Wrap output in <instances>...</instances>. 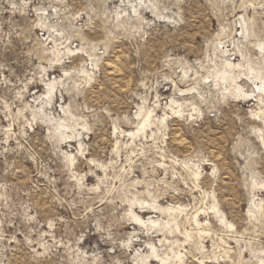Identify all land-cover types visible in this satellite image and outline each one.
I'll return each mask as SVG.
<instances>
[{
    "label": "rangeland",
    "instance_id": "obj_1",
    "mask_svg": "<svg viewBox=\"0 0 264 264\" xmlns=\"http://www.w3.org/2000/svg\"><path fill=\"white\" fill-rule=\"evenodd\" d=\"M263 42L264 0H0V264H264V106L213 78Z\"/></svg>",
    "mask_w": 264,
    "mask_h": 264
},
{
    "label": "bare ground",
    "instance_id": "obj_2",
    "mask_svg": "<svg viewBox=\"0 0 264 264\" xmlns=\"http://www.w3.org/2000/svg\"><path fill=\"white\" fill-rule=\"evenodd\" d=\"M240 26L243 27L242 24ZM258 48L260 50H262L263 53H264V42L259 44ZM67 52L70 53V52H73V51H71V49H67ZM221 53L223 54V52H221ZM263 64H264V59H263ZM242 67H243V65L241 66V63L240 64H234V63L230 62L229 59L228 60L226 59L224 61L223 65H222V67L218 71H216L214 73L213 78H214L215 84L216 85L217 84H220V85L222 84L223 86L225 85L226 91L234 99H240V100H243V101L255 100L260 105L264 106V75H263V69L264 68L254 69L248 63H246L247 73L243 74L242 73ZM108 69L110 70L111 68L107 65V70ZM241 75L242 76L244 75V78L242 77L243 79H240V80H245V81L249 82L250 84H252L253 90L251 92H246V90L243 91V88L239 85V78H240ZM89 80L90 79H88V81ZM57 85H58V82L55 79L48 80V82L45 84V89L46 90L41 95V96H43L44 100L46 99L44 101L45 105L49 104L52 101L53 96L55 94V88H56ZM189 91H192V89H190ZM179 92L183 93L185 91H179ZM43 98H41V99H43ZM32 102H36V98H33ZM166 107L168 108V110H170L172 112V110L174 108H179L180 106L176 102L171 100L170 104L167 105ZM39 112H41L44 115L42 108H40ZM263 114H264V110L259 109L258 113L256 112V113H254L252 115H253V117L259 119V118H261V115H263ZM136 117H137V119L139 121V124L137 126V133H138V132L142 131L143 129H145L146 127H148L150 125V119H151L150 118V112H146L144 114L138 113L136 115ZM167 118L168 117L163 116V119H161L162 120L161 122L165 121ZM43 121H45L49 125L51 124V126L53 127V133H52V137L53 138L62 139V140L63 139H69L71 137L67 136V134H66L67 130H70L71 135L74 133L73 127L67 125L66 123H64V121H61V122L60 121H55V122H53L54 120L48 118L47 116H46V120H43ZM126 133L127 134L130 133L129 135L131 137L135 136V134H136V133H133V132H126ZM211 209L214 212L218 213L217 207L215 205L212 206ZM198 216H199V213L197 212L196 215L194 216V219H195L194 222L197 225H198V221H197ZM132 217H133V220L136 223L140 224V225H142V224L156 225L157 224V221L151 220L150 218H148V220L145 223H143V221L139 217H136L134 214H132ZM162 225L164 227V226H168L169 224L167 225V223H165V224H162ZM162 225H161V227H162ZM149 247H150V251H151V255L150 256L153 259L154 258L159 259V261L162 264H167L166 262L170 261L169 260L170 258L169 259L168 258L164 259V258L159 257V255H157L156 251L154 250V246L150 245ZM171 254H172V258H173L172 262L174 261L173 263L171 262V264H176L175 261H177L178 264H180V261L182 259L181 255L178 252H172ZM150 263H154V261L150 260Z\"/></svg>",
    "mask_w": 264,
    "mask_h": 264
}]
</instances>
